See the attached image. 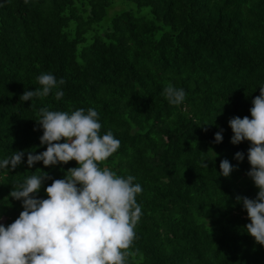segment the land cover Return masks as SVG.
<instances>
[{"label":"trees","instance_id":"trees-1","mask_svg":"<svg viewBox=\"0 0 264 264\" xmlns=\"http://www.w3.org/2000/svg\"><path fill=\"white\" fill-rule=\"evenodd\" d=\"M45 72L64 79L62 99L53 89L19 100ZM167 83L185 91L181 105L162 95ZM262 85L264 0H0V159L25 151L15 170H0V222L23 210L9 196L17 182L37 169L61 179L77 166H27V150H46L39 109L94 108L101 134L121 145L101 167L142 187L128 264H264L235 200L258 192L246 175L250 145H233L228 125L251 118ZM222 159L237 167L227 178Z\"/></svg>","mask_w":264,"mask_h":264},{"label":"clouds","instance_id":"clouds-1","mask_svg":"<svg viewBox=\"0 0 264 264\" xmlns=\"http://www.w3.org/2000/svg\"><path fill=\"white\" fill-rule=\"evenodd\" d=\"M36 80L40 87L25 90L19 100L42 99L53 89L57 100L64 96L60 88L65 83L63 78L57 80L45 72ZM162 95L173 106L181 105L186 97L182 88L171 83L165 85ZM249 111L251 118L233 116L228 125L233 145L245 141L250 145L246 175L258 192L254 199L237 195L235 200L247 212V233L264 246V85ZM37 115L35 121L43 133L40 145H46V150L38 154L27 150V166L42 162L53 167L71 161L77 166L67 168L61 179L37 169L42 174L36 170L12 187L9 196L21 201L23 210L13 222H0V264H128L134 254L130 250L136 239L135 228L142 216L136 200L142 187L131 175L125 177L101 167L118 151L120 141L110 130L101 134L102 124L94 108L63 111L41 107ZM222 132L214 134L215 143L222 142ZM24 156L25 151H15L0 159V170H15ZM234 159L242 162L245 154L238 151ZM219 168L226 178L237 170L228 159H222ZM46 180L51 183L44 187ZM42 187L47 198L38 197Z\"/></svg>","mask_w":264,"mask_h":264}]
</instances>
